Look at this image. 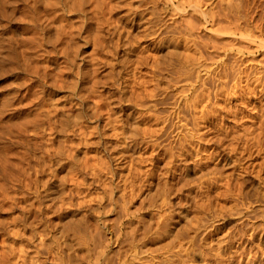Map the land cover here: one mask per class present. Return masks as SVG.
<instances>
[{"label": "rangeland", "instance_id": "rangeland-1", "mask_svg": "<svg viewBox=\"0 0 264 264\" xmlns=\"http://www.w3.org/2000/svg\"><path fill=\"white\" fill-rule=\"evenodd\" d=\"M35 1L0 0V135H2L0 136V151L5 149L2 155H7L6 159L8 157L10 161V164H6L7 171L2 170L3 173H0V261L2 263L7 261L6 264H18L20 258L26 259L28 256L31 262L33 254V259L37 254L36 259L46 261V264H56L54 256L48 255V253L53 254V239L56 238L60 245L61 259L64 264H92L90 253H87L83 247L85 246V238L82 228H84L85 221L89 218L92 209L97 207L98 197H102L104 192L109 191V179H111L113 184L118 183L112 197L120 209L117 208V211L112 215L114 230L117 229L116 226L118 225L113 222L120 221L124 217V213L127 217L126 228L123 229L125 232H122L120 237L121 247H125L127 252L122 256L115 244L110 245L108 250H105L107 254L111 255L112 264H117L119 257L121 260L123 259L124 264H159L157 262L160 261V263L167 264L168 261L177 259L178 256L180 258L178 260H183L189 264H215V261L221 258L220 256L223 258H221L223 264H237L238 262H240L239 264H264V47L258 45L259 39L262 40V44L264 43V0H198L200 3L198 8L202 13L203 11L212 14H216L217 11L226 12L230 8L229 4L233 5L236 15L240 17V26L245 29L249 28L246 33L252 32L253 28H256L253 31L254 34L250 32L254 36L253 44L241 38L240 40L236 35H229V30L219 31L221 34L218 31L212 33L214 28L211 29L209 24L213 19L210 20L209 18L214 15L209 14L210 17L207 12H204L203 14H207L204 23L203 17H201L203 14L196 15L199 9L192 8L197 3L196 0H109L111 10L105 9L106 12L89 10L87 7L84 8L83 15L63 12V20L65 17L68 21L62 23L61 26L70 20L72 21L70 23H75V26L78 23H83L81 36H83L82 39L85 38L83 40L88 42L78 41L81 44L79 55H83V59L87 60L94 53L93 50L96 57L98 56L106 62H102L104 65L101 64L97 72L95 78L97 81H95L96 86L94 87V83H92L93 85L90 83L91 78L88 79L86 85L83 84L78 87L75 84L76 80L69 75V77L63 76L65 81L60 83V86L56 83V85L52 84L51 74L57 72L56 65L53 63L55 65L53 67L52 64V61L55 60L53 58L57 56L59 62L63 58L60 55L59 46L53 45L52 36L49 35H52V30H46L50 29L51 24L57 26L58 24L54 25V23L58 22L52 21L51 13H54L53 10L55 9L50 10L48 7L42 6L39 8L40 10H36L39 11V14L34 12L32 6ZM40 1L43 2V0H38V2ZM179 1L186 4L181 8L178 6ZM175 5H177L176 8ZM183 8L184 15L180 12ZM191 8L192 10L195 9L194 11L197 10L196 12L192 11L195 13L194 16ZM47 11L49 12L47 13ZM256 11L261 12L257 18ZM50 14L51 19H49ZM189 14L192 18L196 15L195 18L198 20L196 19L195 23L197 25L199 23L197 21L203 23L199 24L198 30L188 34L189 36L185 35L186 40H192L191 43L199 41L201 45H204L203 42L211 45L210 40L208 42L207 40L211 36H215L213 39L210 38L211 42L225 44L226 49L219 50L220 52L218 51L215 56V54H209L210 49L200 47L203 50H198L199 47L197 48L193 43L195 52L190 44V50H185L183 41L180 42L177 38L180 36L177 32L180 29L181 16ZM33 17L35 18L31 21ZM35 20H39L41 25H39V21H36V24ZM259 20L260 22H258ZM174 21L175 23H172ZM85 23L86 25H84ZM31 28L32 30H30ZM257 32H261L259 38ZM43 34H46L45 37ZM180 34L184 35L183 31ZM47 35L51 39H48ZM217 35L225 41H221L222 39ZM37 37H41V41L39 39L41 44L36 39ZM161 38L163 41L157 42ZM232 41L236 44H233ZM94 42L96 47L93 45ZM179 42L180 45L177 47L179 49L174 50ZM100 43L102 45L99 46ZM26 44L27 46H25ZM237 44H239V48L235 46ZM104 45L106 46L104 47ZM24 46L28 49L25 50ZM242 46L244 50L241 49L242 52L237 51ZM175 51L178 53L174 54ZM24 52L27 53L24 54ZM207 53L211 55L210 59L206 56ZM32 57L33 60H31ZM32 62L35 64L34 66ZM217 62H223L227 66L224 73L221 70L219 72L220 75L223 73L222 75L226 77L223 78L221 75V79L219 77L218 80L216 76V81H213V74L211 73L214 71L211 70L217 67ZM187 64H190L193 70L190 71V76H186L191 77L193 75L191 77L192 85H195V76L199 77L198 79L208 81L202 87H206L204 91L201 87L197 89L199 92L201 88L200 91L203 92L202 96L199 95L204 96V99L197 98L200 99V103L204 100V108L201 106L203 102L195 105V108L200 106L197 107L198 112L196 110V113L198 114L196 117L197 119L201 116L204 118L206 113L209 114L204 119L201 117L202 120L201 118L199 121L194 120L195 122L198 121L197 125L200 129V124L202 127L203 124H206L201 129L202 132L198 131L200 129L197 130L200 136L204 137L201 138L202 140L199 139L200 142L196 141L200 137L199 134L197 135V131L195 130L196 134L194 131L191 132V129L194 130L192 123L194 121L190 119L188 111L184 112L186 115L182 114L181 120H177L173 110L170 109L167 112L170 107L168 102L170 103L172 98L164 104L161 103V105L156 102L161 98L159 93L163 91L166 84L167 87L171 85L172 81L182 82L183 77L186 78L184 76L186 69L182 71L181 66ZM31 65L33 67H38V65L50 66L47 69L50 76L36 73L35 76L34 68ZM254 78L258 81L256 82ZM198 83L201 84L199 81ZM220 84L222 88L220 91L222 92H218ZM132 87L134 88L132 89ZM151 87L156 88L153 91L154 94L150 91L152 90ZM187 89L188 92L186 88L183 89V92L186 97H190L191 92H193L192 87ZM148 90L149 93H147ZM136 91L140 92L137 93ZM216 92L218 94L215 96ZM152 94H156L155 98ZM97 99L101 100L98 101ZM140 102L145 103L146 108H143V104L141 105ZM94 106L98 107L93 110ZM149 106L150 109L154 108V112L152 109L149 111ZM201 108L206 110L204 115ZM209 108L212 110L210 111ZM93 112L97 114L95 115ZM170 112L173 113V117L169 114L170 118H168ZM35 113L37 118L44 117L46 114L45 116L51 117V120L42 117L43 121L39 119L40 122H36L38 120L32 122L33 119H36ZM153 114L156 117H153ZM77 115L82 119H78ZM93 115H95L94 118H92ZM145 115L148 118H145ZM150 116L151 118H159V121L150 122ZM161 116H165L163 120H160L162 119ZM32 117L34 118L32 119ZM23 118L28 122L27 124L23 122ZM46 119L48 121L45 122ZM162 121L165 124L162 125ZM168 122L172 124V127ZM185 122L186 126L189 127L183 126ZM166 124H168L167 127H165ZM88 125L90 126L87 128ZM173 125L176 128H173ZM177 125L184 128L181 129L179 126L177 128ZM22 126L25 128L23 127V129ZM146 126L150 132H154L150 138L147 137L150 133L145 135L142 132ZM81 128H84L85 131H91L92 129L89 128H94L95 134L94 130L91 136L84 131L87 136L82 135L84 139L81 138L82 136L79 138ZM188 128H190L189 131ZM140 129L142 130L140 131ZM161 129H163V133H161ZM164 129L167 130V133ZM183 129L186 130V133L194 134V141L198 144L193 143L197 146H194L196 151L200 147L197 152L195 151L196 153L193 145L189 146L192 149L187 147L188 143L185 145L188 135L185 136ZM174 131L175 133H173ZM184 136L185 142L183 141ZM83 140H87L86 143ZM63 142L64 145H62ZM153 142H156L157 147L153 145L152 148ZM87 143L91 144L86 146ZM179 143L184 144L185 149L183 151L180 150L181 145ZM44 148H54L51 151L53 153L58 151L59 154L56 156V153L53 154L50 149L48 154V149L45 150ZM186 149L187 152H184ZM5 152L7 153L4 154ZM13 152L18 156L14 157ZM44 154L48 155V159ZM83 156L85 160H83ZM93 156L95 162H93ZM50 157L52 158L48 161ZM87 160H90L88 164L86 163ZM79 162L86 163L88 166L92 163L95 164L96 167L91 165L95 171H90L93 167L89 166L90 169L87 165L83 167ZM97 163L100 165L97 166ZM101 163L105 167L107 166L106 168L109 169L110 173L102 171L104 166L102 168ZM61 165L63 166L61 167ZM40 166L42 167L40 168ZM68 166L70 167L66 168ZM35 167H38L36 171ZM82 167L88 168L89 172L88 169L84 170ZM98 167L102 169L100 172L102 171L103 175L96 171ZM217 170H219L218 173L213 174ZM104 172H106L105 176ZM108 173L111 174V178H109L110 175H107ZM13 187L16 188L13 189ZM75 187L79 188L78 190L81 191L83 197L70 194L71 189ZM103 204L106 205V203ZM10 205L11 207H9ZM147 208L151 209V214H147L143 220L141 215L144 212L147 213ZM139 218H141V222ZM101 222L102 219L99 223ZM159 226L163 229H159ZM43 234L47 236L45 237ZM158 234L160 235L158 236ZM91 235H94L92 236L93 240L94 237L98 238H95V244L100 240V237L101 240L107 241V238L111 236L105 229H101L97 234L93 232ZM25 246L28 250L24 249ZM18 249L29 253V255L25 254L24 257H20L24 252L20 254ZM13 255H18L19 258ZM17 259V262L14 261ZM175 261L173 260V262Z\"/></svg>", "mask_w": 264, "mask_h": 264}, {"label": "bare ground", "instance_id": "bare-ground-1", "mask_svg": "<svg viewBox=\"0 0 264 264\" xmlns=\"http://www.w3.org/2000/svg\"><path fill=\"white\" fill-rule=\"evenodd\" d=\"M29 1V0H28ZM37 1V2H36ZM35 2H33V6H32V9H33V11L34 12H37L36 10H40L39 8L40 7H44V6H46V8L48 7L50 10H52V9H55V10H53V12L54 13H51L52 14V21L54 22V21H57L58 23H54V25H56V24H58L57 26H52V24H51V27H50V29L49 30H46V31H51V32H53L52 33V35L51 34H49L50 36H52L51 38H52V42H53V45L55 44V45H57V46H59V49H60V55H61V57L63 58V60L61 61V62H59L58 61V59H57V56H56V58L54 57L53 59H55V60H53L52 61V64H53V67L55 66V69H56V71L57 72H55V73H53V74H51V78L53 79V81H52V84L54 85L55 83L58 85L59 84V86H60V83H64V78H63V76H71V77H73V79H75L76 81H75V84L76 85H78V87L80 86V85H86L87 83H88V79L89 78H91V85H93L92 83H94V85H93V87L94 86H96L95 84H96V82L95 81H97V79H95L96 78V75H97V72H98V70H99V68H100V66H101V64L102 65H104V63H106L105 61H103L102 60V58H98V56L96 57V55H95V51H93L92 50V52H94V53H92L89 57H88V59L86 60V59H83L84 58V56L82 55H79V52H80V48H81V44H79V40H83V39H85V38H83L82 39V37L83 36H81V31H82V24H79L78 22V24L75 26V23L73 24V23H70V22H72L71 20H70V22H68L67 24H64V25H62L61 26V24L62 23H65V22H67L68 20H66L65 19V17H64V20H63V18H62V15H63V12L65 13V11H67V12H69V13H75V14H81V15H83V13H84V8L85 7H87V9L89 8V10H96V11H103V12H106L105 11V9L108 11V10H111V6H110V1L109 0H43V2H38V0H36ZM169 1V0H168ZM171 1V0H170ZM187 1H189V0H187ZM17 2V1H16ZM180 2V1H179ZM178 2V6H184L185 4L184 3H182V2H180L179 3ZM196 4H194L193 6H192V8H195V9H197L198 8V5L200 4V3H198V0H196ZM264 2V1H263ZM20 3V2H19ZM25 3V2H24ZM188 3V2H187ZM7 4V3H6ZM13 4V3H12ZM15 4H17V3H15ZM229 4V3H228ZM25 5V4H24ZM190 5V4H189ZM205 6V5H204ZM177 7V5H175V8ZM229 7L230 8H228V10L226 11V12H219V11H215L216 12V14H212V13H208L207 11H203V13L204 12H207L208 13V15L210 14H212V15H214L212 18H209L210 20H212L211 22H210V24L209 25H211L210 26V28L212 29V28H214L213 30H214V32H213V30H212V33H215V32H219V31H227V30H229V35L230 34H232L233 36L234 35H236V36H238L239 37V39L241 38V39H243V40H245V41H250V42H248V43H251L252 42V44L254 43L253 41H252V39H253V35L252 34H250V32H248V33H246V31H248L249 30V28L248 29H245V28H242L241 26H240V24L241 23H239L240 21V17H238L237 15H236V11H235V8H233V5H230L229 4ZM235 7V6H234ZM25 8H26V6H25ZM182 8V7H181ZM192 8H191V12L192 11H194V10H192ZM201 8V7H200ZM178 9V8H177ZM180 9V8H179ZM199 9V8H198ZM29 10V9H28ZM31 10V9H30ZM142 10V9H141ZM153 10V9H152ZM86 11V10H85ZM197 11V10H196ZM196 11H194V12H196ZM209 11V10H208ZM254 11V10H253ZM49 11H47V13H48ZM102 12V13H103ZM175 12V11H174ZM180 12H182L183 13V15H184V8L183 9H181V11ZM209 12H211V11H209ZM215 12H213V13H215ZM258 11H256V13H255V15H256V18H257V16L259 15V12L257 13ZM3 13V12H2ZM31 13H32V11H31ZM38 14H39V11L37 12ZM41 13V12H40ZM193 13V12H192ZM197 14L196 15H198V14H200V13H202L201 12V10L199 9V11L198 12H196ZM202 13V14H203ZM261 13V12H260ZM45 14V13H44ZM51 14L49 15V19H51L50 17H51ZM194 14L195 13H193V16H194ZM206 14V13H205ZM205 14H203V15H201V17H203V21H204V18H206V16H207V14L205 15ZM177 15V14H176ZM196 15H195V17H196ZM209 15V16H210ZM254 15V14H253ZM7 16V15H6ZM32 16H34V15H32ZM67 16V15H66ZM79 16V15H78ZM161 16V15H160ZM181 16V15H180ZM192 16V15H191ZM199 16V15H198ZM208 16V17H209ZM9 17V16H8ZM39 17V16H38ZM95 17V16H94ZM192 18V17H190V14L189 15H185V16H181V20H180V29H179V31L177 32L180 36H177V38H179V40H180V42H181V40L183 41L182 42V44H184V48H185V50H190V48H191V46H192V44L194 45V46H197V48L199 47H202L203 49L204 48H207V49H210L209 51V54H215V56H216V54L218 53V51L219 50H221V49H226V45L225 44H218V43H216V42H214V41H212L211 42V39H213V37H215V36H211L208 40H207V42L210 40V43H211V45H208L207 43H205V42H203V44L204 45H201L200 43H199V41L198 42H195V41H193V43H191V41L192 40H186V38L184 37L185 35H187V36H189L190 34H192L194 31H196V30H198L199 28L198 27H200L199 26V24H201V23H203V22H200V21H197V22H199L198 23V25H197V23H195V20L197 19V18ZM207 17V18H208ZM211 17V16H210ZM249 17V16H248ZM251 17H252V15H251ZM259 17V16H258ZM3 18H4V16H3ZM34 18L35 17H33V18H31V21H33L34 20ZM87 18V17H86ZM254 18V20H255V17H253ZM252 18V19H253ZM5 19H6V17H5ZM69 19V18H68ZM81 19V18H80ZM79 19V20H80ZM89 19V18H88ZM192 19H194V20H192ZM77 20H78V18H77ZM198 20V19H197ZM1 21V20H0ZM29 21V20H28ZM36 21H39V20H35V22ZM41 21H43L42 19H41ZM90 21V20H89ZM100 21V20H99ZM173 21V20H172ZM176 22H177V20H175ZM175 21L174 22H172V23H175ZM246 21V20H245ZM244 21V22H245ZM34 22V23H35ZM81 22H82V20H81ZM80 22V23H81ZM207 22H209V21H207ZM254 22V21H253ZM252 22V23H253ZM258 22H260V20L258 21ZM19 23V22H18ZM39 23V25H41L40 24V21L38 22ZM49 23V22H48ZM88 23V22H87ZM204 23H205V21H204ZM4 24V23H3ZM36 24H37V22H36ZM177 24V23H176ZM246 24H248V23H246ZM245 24V25H246ZM43 25V24H42ZM49 25V24H48ZM84 25H86V23L84 24ZM203 25V24H202ZM260 25H261V23H260ZM6 26V25H5ZM88 26V25H87ZM102 26V25H101ZM108 26V25H107ZM167 26V25H166ZM165 26V27H166ZM170 26H172V25H170ZM246 26H248V25H246ZM34 27V26H33ZM42 27H46V26H42ZM165 27H164V30H165ZM204 27V26H203ZM254 27H256V26H254ZM3 28V27H2ZM209 28V29H210ZM258 28V27H257ZM37 29H39L38 27H37ZM254 29H256V28H253V31H254ZM30 30H32V28L30 29ZM30 30H29V32H30ZM33 30H34V28H33ZM41 30V29H40ZM84 30H85V28H84ZM88 30V29H87ZM87 30H86V32H87ZM111 30V29H110ZM118 31V30H117ZM183 31V33H184V35H182V34H180V32H182ZM253 31L251 32V33H253ZM85 32V31H84ZM14 33V32H13ZM44 33V32H43ZM45 33H47V32H45ZM88 33V32H87ZM226 33V32H225ZM228 33H226V34H228ZM260 33L261 32H257V37L258 36H260ZM160 34H161V32H160ZM189 34V35H188ZM219 34H221V32H219ZM254 34V33H253ZM44 35V34H43ZM46 35V34H45ZM45 35H44V37H45ZM49 35H47L48 36V39H51V38H49L50 36ZM83 35V34H82ZM164 35V34H163ZM228 35V36H229ZM41 36V35H40ZM84 36H86L85 34H84ZM119 36V35H118ZM161 36H162V34H161ZM183 36V37H182ZM219 35H217V37H218ZM235 36V37H236ZM21 37V36H20ZM172 37V36H171ZM231 37V36H230ZM176 38V37H175ZM219 38H220V36H219ZM259 38V37H258ZM263 38V37H262ZM24 39H26L25 37H24ZM23 39V40H24ZM36 39H38V42H40L41 41V37L39 38V37H37ZM39 39H40V41H39ZM88 39H89V37H88ZM191 39V38H190ZM214 39H217V38H214ZM220 39H222L221 41H223L224 39L221 37ZM240 39V40H241ZM256 39V38H255ZM44 40H46L45 38H44ZM44 40H42V41H44ZM154 40V39H153ZM166 40V39H165ZM219 40V39H218ZM230 40V39H229ZM228 40V41H229ZM234 40V39H233ZM239 40V41H240ZM257 40V39H256ZM27 41V40H26ZM35 41H37V40H35ZM47 41V40H46ZM51 41V40H50ZM49 41V42H50ZM85 43L86 42H88L87 40H83ZM163 41V38H161L159 41H157V42H162ZM185 41H187V42H185ZM220 41V40H219ZM225 41V40H224ZM231 41V40H230ZM234 41H236V40H234ZM234 41H232L233 42V44H236ZM259 41L261 42H259V46L260 47H264V43L262 44V40H260L259 39ZM45 42V41H44ZM43 42V43H44ZM48 42V41H47ZM47 42H45V43H47ZM93 42V41H92ZM180 42L179 43H177V46L176 47H174V50H177V49H179V48H177L179 45H180ZM232 42H231V44H232ZM241 42V41H240ZM1 43H3V42H1ZM209 43V44H210ZM7 44V43H6ZM40 44H41V42H40ZM112 44V43H111ZM189 44L191 45L190 47H189ZM200 44V45H199ZM240 44V43H239ZM239 44H237V45H235L237 48H239L238 47V45ZM242 44V43H241ZM24 45V44H23ZM50 45V44H49ZM61 45V46H60ZM94 47H96L97 45H96V43L94 42ZM100 45H102L101 43L99 44V46ZM120 45V44H119ZM210 46V47H207V46ZM250 45V44H249ZM249 45H247L248 47H249ZM8 46V45H7ZM22 46V45H21ZM25 46H27V44L25 45ZM24 46V47H25ZM39 46V45H38ZM98 46V47H99ZM106 45H104V47H105ZM194 46H192L193 48H194ZM234 46V45H233ZM6 47V46H5ZM14 47V46H13ZM26 48V47H25ZM24 48V49H25ZM40 48V47H39ZM121 48V47H120ZM198 48V50H201L202 48H200L199 49ZM233 48V47H232ZM231 48V49H232ZM235 48V47H234ZM244 47L242 46V47H240V50H237V51H240V52H242L241 51V49H243ZM250 48V47H249ZM5 49V48H4ZM28 48H26L25 50H27ZM202 49V50H203ZM236 49V48H235ZM24 50V51H25ZM136 50V49H135ZM197 50V52L199 53V51ZM201 50V51H202ZM206 50V49H205ZM244 50V49H243ZM5 51H7L6 49H5ZM98 51V50H97ZM100 51V50H99ZM171 51V50H170ZM194 52L196 51L195 50V48H194V50H193ZM201 51H200V55H201ZM222 51V50H221ZM224 51H226V50H224ZM248 51V50H247ZM55 52V51H54ZM101 52V51H100ZM176 52L177 51H175V53L174 54H176ZM220 52V51H219ZM1 53V52H0ZM27 53V52H26ZM25 52H24V54H26ZM178 53V52H177ZM180 53V52H179ZM58 54V53H57ZM190 54V53H189ZM208 54V53H207ZM206 55V56H208V58L210 59L211 58V55ZM1 55V54H0ZM13 55V54H12ZM23 55V54H22ZM21 55V56H22ZM48 55H50V54H48ZM171 55V54H170ZM182 55V54H181ZM205 55V54H204ZM28 56H30V55H28ZM187 56V55H186ZM196 56V55H195ZM214 56V57H215ZM227 56V55H226ZM26 57V56H25ZM34 57V56H33ZM32 57V59L31 60H33L34 58ZM52 57V56H51ZM81 59H80V58ZM146 57V56H145ZM201 57V56H200ZM14 58V57H13ZM49 58H50V56H49ZM78 58H79V60H81V61H79L78 60ZM144 58V57H143ZM207 58V57H206ZM213 58V57H212ZM220 58V57H219ZM11 59V58H10ZM24 59V58H23ZM47 59H48V57H47ZM106 59V58H105ZM209 59H207V60H209ZM214 59V58H213ZM28 60V59H27ZM84 60H86V61H84ZM215 60V59H214ZM11 61H13V60H11ZM51 61V60H50ZM107 61V60H106ZM212 61V60H211ZM215 61H218V59L217 60H215ZM234 61V60H233ZM34 62V61H33ZM32 62V64H33V66L35 65L34 63ZM83 62H85L86 64H84ZM102 62H104V63H102ZM206 62V61H205ZM210 62V61H209ZM28 63V62H27ZM51 63V62H50ZM89 63V64H88ZM188 63H189V61H188ZM3 64V63H2ZM11 64V63H10ZM215 64V63H214ZM28 65V64H27ZM189 65V66H188ZM25 66H26V64H25ZM32 65H31V67L32 68H34V69H36V70H34L33 69V72H34V74L36 73V74H40V75H43V76H50L48 73H47V69L48 68H50V66H51V64H50V66H48V65H38V67L37 66H35V67H33ZM30 67V66H29ZM192 66H190V64H187L186 66H181V70L182 71H184L185 69V71H184V76L186 77V76H190V74H191V72L193 71L192 70V68H191ZM225 67H227L226 65H224V63L223 62H217V67L215 68V69H213V70H211V71H214V72H212L211 74H213L212 75V79H213V81H216V79H215V77L219 80V77L225 72ZM9 68V67H8ZM19 68V67H18ZM23 68V67H22ZM27 68H28V66H27ZM31 68V69H32ZM102 68V67H101ZM14 69V68H13ZM12 69V70H13ZM29 69V68H28ZM161 69H163V68H161ZM219 69V70H218ZM4 70V69H3ZM16 70V69H15ZM192 70V71H191ZM216 70H218V71H216ZM220 70L223 72L221 75L219 74V72H220ZM29 71H31L32 72V70H30L29 69ZM156 71V70H155ZM161 71V70H160ZM191 71V72H190ZM230 71V70H229ZM179 72V71H178ZM177 72V73H178ZM194 73V72H193ZM196 73V72H195ZM33 74V75H34ZM36 74H35V76H36ZM150 74V73H149ZM151 74H152V72H151ZM150 74V75H151ZM218 74H219V76H218ZM32 75V76H33ZM178 75V74H177ZM181 75V74H180ZM226 75V74H225ZM228 75V74H227ZM68 76V77H69ZM193 75H191V77H192ZM223 76V78H225L224 77V75H222ZM221 76V77H222ZM38 77V76H37ZM37 77H36V79H37ZM153 77V76H152ZM191 77H186V78H184L183 77V79L184 80H182V82H179V81H172V83H171V85L170 86H167L166 87V85H165V88L163 87V91H161V93H159L160 94V96L159 97H161L158 101H156V102H159L160 104L159 105H161V103H165V102H167V101H169V99L170 98H172L171 99V102L169 103L168 102V104L170 105V107L168 106V104H167V106L169 107V109H168V111L165 109V111H167V112H169V110L171 109V110H173V112H174V117L175 118H177V120H181L182 119V114H185L184 112L185 111H188V113L190 114V119H192L193 121L196 119V120H200V118L202 117H200L199 119H197V115L196 114H198V113H196V110H197V107H200V106H197L196 108H195V105L197 104H202V102L204 101H202L201 103H200V99H198L197 97H199V98H202V99H204V96L203 97H201L202 95L201 94H203V92L202 91H200V89L202 88V87H204L203 85H205L206 84V82H208V81H205V79H203V80H201V79H198L199 77H197V76H195V79H194V84L195 85H192V79H191ZM211 77V76H210ZM221 77H220V79H221ZM26 78V77H25ZM150 78V77H149ZM158 78V77H157ZM170 78V77H169ZM176 78H178V77H176ZM175 78V79H176ZM180 78V77H179ZM222 78V79H223ZM234 78V77H233ZM93 79H94V82H92L93 81ZM215 79V80H214ZM258 79H259V77H258ZM258 79L256 80V78H254V80L257 82L258 81ZM147 80V79H146ZM151 80H153V79H151ZM169 80H171V79H169ZM173 80H174V78H173ZM181 80V79H180ZM208 80V79H207ZM217 80V81H218ZM251 80V79H250ZM40 81V80H39ZM198 81L199 82H201V84H199L198 83ZM205 81V82H204ZM28 83V82H27ZM118 83V82H117ZM130 83H131V81H130ZM149 83V82H148ZM151 83V82H150ZM152 83H154V82H152ZM156 83V82H155ZM161 83V82H160ZM30 84V83H29ZM36 84H39V83H36ZM55 84V85H56ZM196 84H199L198 86H196ZM222 84V86H223V83H221ZM221 84H220V87H219V89H218V92H222V91H220V90H222V88H221ZM90 85V86H91ZM149 85V84H148ZM257 85H258V83H257ZM69 86V85H68ZM135 86V85H134ZM140 86V85H139ZM172 86V87H171ZM171 87V88H170ZM189 87V89H190V87H192V91L193 92H191V96H192V98L193 99H195L196 98V100H193L192 98L190 99V97L188 96V97H186L185 95L186 94H184V90L183 89H185L186 88V90H187V92H188V88ZM199 87H201L200 89H199V92L197 91V89L199 88ZM224 87V86H223ZM82 88H84V87H82ZM134 87H132V89H133ZM139 88V87H138ZM150 88V87H149ZM152 88V87H151ZM206 88V87H205ZM205 88H202L203 89V91L205 90ZM31 89V88H30ZM140 89V88H139ZM142 89H144V88H142ZM135 90V89H134ZM144 90H146V89H144ZM156 90V88H152V90H150L152 93H153V91H155ZM160 90V89H159ZM263 90H264V88H263ZM33 91H35V90H33ZM149 90H148V92L147 93H149L150 92ZM206 91H207V89H206ZM205 91V92H206ZM137 92V91H136ZM140 92V91H139ZM139 92H137V93H139ZM142 92V91H141ZM144 92V91H143ZM160 92V91H159ZM182 92V93H181ZM189 93H190V90H189ZM188 93V94H189ZM207 93V92H206ZM154 94V93H153ZM152 94V95H153ZM182 94V95H181ZM201 96H200V95ZM215 94V93H214ZM218 93L216 92V94H215V96L217 95ZM31 95H33V94H31ZM207 95V94H206ZM37 96V95H36ZM79 96V95H78ZM139 96H141V95H139ZM155 96H156V94L155 95H153V98H155ZM158 96V95H157ZM209 96V95H208ZM39 97V96H38ZM98 96L96 95V98H97ZM142 97V96H141ZM147 97V96H146ZM195 97V98H194ZM33 98V97H32ZM84 98V97H83ZM82 98V99H83ZM139 98V97H138ZM208 98V97H207ZM146 99V98H145ZM98 100V99H97ZM101 99H99L98 101H100ZM151 100V99H150ZM82 101V100H81ZM86 101V100H85ZM104 101V100H103ZM43 102V101H42ZM45 102V101H44ZM102 102V101H101ZM100 102V103H101ZM151 103H152V101H150ZM149 102V103H150ZM137 103V102H136ZM139 104V103H138ZM140 104L142 105V107L144 108L145 107V103H141L140 102ZM158 104V103H157ZM40 105V104H39ZM95 105V104H94ZM156 105V104H155ZM166 105V104H165ZM164 105V106H165ZM203 105H204V102H203V104L201 105L202 107H203ZM38 106V105H37ZM75 106V105H74ZM90 106V105H89ZM99 106H101V105H99ZM154 106V105H153ZM157 106V105H156ZM5 107V106H4ZM77 107V106H76ZM95 107V106H94ZM94 107H92V108H94ZM96 107H98V106H96ZM96 107L93 109V110H95L96 109ZM139 107V106H138ZM207 107H208V105H207ZM205 108L206 110L208 109V108ZM39 108V107H38ZM41 108V107H40ZM142 108V109H143ZM146 108V107H145ZM154 108H155V106H154ZM153 108V109H154ZM161 108V107H160ZM204 108V107H203ZM203 108H201V109H203ZM5 109V108H4ZM13 109V108H12ZM148 109H149V111L152 109H150V106L148 107ZM152 109V111L154 112V110ZM210 109V108H209ZM66 110V109H65ZM84 110V109H83ZM101 110V109H100ZM110 110V109H109ZM146 110V109H145ZM206 110L204 111V109H203V115L205 114V112H206ZM212 109H210V111H211ZM2 111V110H1ZM39 111V110H38ZM111 111V110H110ZM6 112H7V110H6ZM40 112V111H39ZM38 112V113H39ZM43 112V111H42ZM50 112V111H49ZM48 112V113H49ZM172 112V111H171ZM171 112L170 113H168V118H170L169 116V114H171ZM197 112H198V110H197ZM200 112V111H199ZM216 112V111H215ZM1 113V112H0ZM41 113V112H40ZM39 113V114H40ZM47 113V112H46ZM105 113V112H104ZM103 113V114H104ZM108 112H106V114H107ZM201 113H202V111H201ZM208 113H210V114H212L211 112H208ZM23 114V113H22ZM71 114V113H70ZM93 114H95L94 112H93ZM97 114V113H96ZM95 114V115H96ZM102 114V115H103ZM105 114V115H106ZM173 114V113H172ZM172 114H171V116H172ZM25 115H26V113H25ZM46 114H44V117L42 116V115H40V116H42L43 118H49L48 116H45ZM48 115V114H47ZM69 115V114H68ZM95 115H93V117L92 118H94L95 117ZM98 115H99V113H98ZM108 115V114H107ZM154 115V114H153ZM152 115V116H153ZM161 115V114H160ZM167 115V114H166ZM186 115V114H185ZM206 115H207V113H206ZM206 115H205V117H206ZM32 116V115H31ZM36 116V117H35ZM35 118L36 119H33L34 117H32V122L35 120H38V121H36V122H40L39 121V119L40 120H42L43 118L42 117H40V118H37L38 116H37V114L35 113ZM78 116V115H77ZM76 116V117H77ZM86 116V115H85ZM100 116V115H99ZM196 118H195V117ZM207 116H209V114L207 115ZM19 117V116H18ZM22 117V116H21ZM87 117V116H86ZM153 117H156L155 115L153 116ZM151 118V116H150V118L152 119H150L149 118V120H150V122H152L153 120H158L159 121V118ZM162 117V116H161ZM163 117H165V116H163ZM163 117H162V119H160V120H163ZM173 117V116H172ZM171 117V118H172ZM204 117V118H205ZM42 118V119H41ZM51 118V117H50ZM49 118V119H50ZM81 117H79L78 116V119H80ZM139 118V117H138ZM137 118V119H138ZM143 118H144V116H143ZM145 118H148V117H146V115H145ZM186 118V117H185ZM203 118V117H202ZM202 118H201V120H202ZM203 118V119H204ZM208 118V117H207ZM72 119V118H71ZM82 119V118H81ZM142 119V118H141ZM165 119V118H164ZM174 119V118H173ZM172 119V120H173ZM189 119V120H190ZM20 120H22V119H20ZM51 120V119H50ZM88 120V119H87ZM86 120V121H87ZM139 120V119H138ZM145 120H147V119H145ZM144 120V121H145ZM191 120V121H192ZM207 120V119H206ZM15 121V120H14ZM30 121H31V119H30ZM43 121V120H42ZM46 121H48L47 119L45 120V122ZM59 121V120H58ZM78 121V120H77ZM77 121H75V122H77ZM85 121V120H84ZM140 121V120H139ZM143 121V122H144ZM197 121V122H198ZM204 121V120H203ZM208 121V120H207ZM23 122H25V124H27L28 122L23 118ZM49 122H51V121H49ZM54 122V121H53ZM155 122V121H154ZM166 122V121H165ZM179 122V121H178ZM197 122H192L194 125V127H193V129L194 130H192L191 129V132L192 131H194V133L196 134V132H195V130L197 131L198 129H200L199 127H198V123ZM201 122V121H200ZM206 122V121H205ZM55 123V122H54ZM140 123H141V121H140ZM139 123V124H140ZM145 123V122H144ZM159 123H161V122H159ZM173 123H174V120H173ZM176 123V122H175ZM196 123V124H195ZM203 123V122H202ZM50 124V123H49ZM143 124V123H142ZM162 125L163 124H165V123H163V121H162V123H161ZM168 124H171L170 122H168ZM168 124H166V126L165 127H167V125ZM200 124V123H199ZM208 124V123H207ZM59 125V124H58ZM74 125V124H73ZM72 125V126H73ZM83 125V124H82ZM176 125V124H175ZM187 124H186V122H185V125H183L185 128L186 127H189V126H186ZM192 125V124H191ZM204 126L206 125V124H203ZM14 126V125H13ZM30 126V125H29ZM79 126V125H78ZM81 126V125H80ZM90 125H88V126H86L87 128L89 127ZM178 126L179 125H177V128H178ZM180 126H182L181 124H180ZM179 126V127H180ZM198 128H197V127ZM200 127H201V129L202 128H204V126L202 127V124H200L199 125ZM25 128V126H22V128ZM52 127V126H51ZM51 127H50V130H51ZM54 127V126H53ZM83 127V126H82ZM91 127H92V125H91ZM94 128H95V126H93ZM170 127H172V124L170 125ZM184 127H180L181 129L182 128H184ZM208 127V126H207ZM23 128V129H24ZM36 128V127H35ZM34 128V129H35ZM48 128H49V126H48ZM58 128V127H57ZM85 128V127H84ZM81 128L80 129V131L81 132H79V134H80V136H79V138L83 135H85V132L88 134V135H90L91 136V133H92V131L94 130V128H89V129H92L91 131H85V129H87V128ZM122 128V127H121ZM151 128V127H150ZM168 128H169V126H168ZM168 128H165V129H168ZM173 128H176L174 125H173ZM197 128V129H196ZM29 129V128H28ZM32 129V128H31ZM82 129H84L83 131H82ZM97 129V128H96ZM157 129V128H156ZM165 129H164V131H165ZM170 129V128H169ZM168 129V130H169ZM189 129L190 128H188L187 130L189 131ZM201 129L200 130H198V131H201ZM20 130H22V129H20ZM60 130V129H59ZM142 129H140V131H141ZM152 130H154L153 128H152ZM163 129H161L160 131H162ZM175 130V129H174ZM177 130V129H176ZM183 130H185V129H183ZM38 131H40V130H38ZM52 131V130H51ZM85 131V132H84ZM155 131V130H154ZM158 131V130H157ZM156 131V132H157ZM167 131V130H166ZM165 131V132H166ZM170 131V130H169ZM198 131H197V135L199 134L198 133ZM1 132V131H0ZM9 132V131H8ZM16 132V131H15ZM14 132V133H15ZM26 132V131H25ZM90 134H89V133ZM96 132H99V131H96ZM142 132H144V134L146 135V134H148V133H150L149 135H147V137L148 138H150V136L151 135H153V131H149L148 130V127L146 126V128L145 129H143L142 130ZM181 132V131H180ZM190 132V133H191ZM202 132V131H201ZM14 133H12L14 136H15V134ZM19 133V132H18ZM30 133V132H29ZM34 133V132H33ZM78 133V132H77ZM161 133H163V131L161 132ZM167 133V132H166ZM173 133H175V131L173 132ZM190 133H186V130H185V136L186 135H188V137L186 138V140H187V142H186V144L185 145H187V143H188V148L190 149H192V147H189V146H192L193 145V143H195V144H197V142H195L194 141V138H193V135L192 134H190ZM1 134V133H0ZM3 134V133H2ZM5 134V133H4ZM87 134L85 135V136H87ZM94 134H95V130H94ZM97 134V133H96ZM100 134V133H99ZM123 134V133H122ZM204 134H206V133H204ZM23 135V134H22ZM28 135V134H27ZM34 135H36V134H34ZM202 135V134H201ZM0 136H2V135H0ZM4 136H6V135H4ZM3 136V137H4ZM24 136V135H23ZM83 136L81 137L82 139H84L83 138ZM154 136L156 137V135L154 134ZM185 136H184V139H183V141L185 142L186 140H185ZM199 136H200V134H199ZM199 136H197V137H199ZM204 136V135H203ZM22 137V136H21ZM27 137V136H26ZM50 137V136H49ZM96 137V136H95ZM67 138V137H66ZM87 138V137H86ZM148 138H146V139H148ZM175 138V137H174ZM173 138V139H174ZM202 137L200 136L198 139L197 138H195V139H197L196 141H199V139H201ZM204 138V137H203ZM202 138V139H203ZM9 139H10V137H9ZM8 139V140H9ZM27 139V138H26ZM48 139V138H47ZM55 139V138H54ZM81 139V140H82ZM96 139H97V137H96ZM145 139V140H146ZM154 139V138H153ZM181 139V140H182ZM201 139V140H202ZM14 140V139H13ZM41 140V139H40ZM79 140V139H78ZM159 140V139H158ZM17 141V140H16ZM29 141V140H28ZM48 141V140H47ZM50 141V140H49ZM53 141V140H52ZM61 141V140H60ZM59 141V142H60ZM68 141V140H67ZM66 141V142H67ZM70 141V140H69ZM84 141V140H83ZM83 141H82V143H83ZM85 141H87V140H85ZM84 141V142H85ZM179 141V140H178ZM183 141H182V143H183ZM1 142V141H0ZM25 142V141H24ZM39 142V141H38ZM45 142V141H44ZM51 142V141H50ZM55 142H57V141H55ZM74 142V141H73ZM152 142V141H151ZM150 142V143H151ZM200 142V141H199ZM17 143V142H16ZM26 143V142H25ZM41 143V142H40ZM39 143V144H40ZM68 143V142H67ZM86 143V142H85ZM149 143V146L151 145ZM155 143L156 142H153L152 143V148H153V145H155ZM176 143V142H175ZM174 143V144H175ZM178 143V142H177ZM57 144V143H56ZM71 144V143H70ZM84 144V143H83ZM91 144V143H90ZM89 143H87L86 144V146H88V145H90ZM158 144V143H157ZM180 144V143H179ZM200 144V143H199ZM0 145H1V143H0ZM25 145V144H24ZM62 145H64V142H63V144ZM62 145L60 144V147H62ZM73 145V144H72ZM159 145H160V143H159ZM176 145V144H175ZM181 145V144H180ZM179 145V146H180ZM184 145V144H183ZM183 145H181L180 146V150L181 151H183V149H185V146H183ZM198 145V144H197ZM37 146H38V144H37ZM44 146H45V144H44ZM49 146H50V144H49ZM68 146V145H67ZM75 146V145H74ZM156 147H157V145H155ZM179 146H176V147H179ZM194 146H196V145H193V147ZM200 146H201V144H200ZM8 147V146H7ZM17 147H18V145H17ZM55 148H56V146H54ZM76 147V146H75ZM75 147H73V148H75ZM197 147V146H196ZM196 147H194L193 149H194V152L196 151ZM15 148V147H14ZM32 148V147H31ZM58 148V147H57ZM66 148V147H65ZM64 148V149H65ZM68 148V147H67ZM77 148V147H76ZM149 148V147H148ZM172 148V147H171ZM170 148V149H171ZM41 149V148H40ZM43 149V148H42ZM45 149V148H44ZM46 149H48V148H46ZM45 149V150H46ZM50 149V151L52 150V149H54V148H49ZM49 149L47 150L48 151V154H49ZM63 149V150H64ZM79 149V148H78ZM154 149H156V148H154ZM173 149V148H172ZM177 149V148H176ZM199 149H200V147H199ZM198 149V150H199ZM5 150V149H4ZM4 150L0 153V169H1V171L2 170H4V172H5V170H6V164L7 163H9L10 164V161H9V159H8V157H7V159H8V161H7V159H6V156L7 155H2L3 154V152H4ZM20 150H22V149H20ZM36 150V149H35ZM34 150V151H35ZM67 150V149H66ZM197 150V151H198ZM18 151H19V149H18ZM27 151V150H26ZM53 151H55V150H53ZM77 151V150H76ZM75 151V152H76ZM83 151H85V150H83ZM155 151V150H154ZM168 151V150H167ZM170 151V150H169ZM179 151V150H178ZM196 151V152H197ZM12 152V151H11ZM23 153H25L24 151H22ZM52 152V151H51ZM50 152V153H51ZM61 152V151H60ZM75 152H74V154H75ZM78 152V151H77ZM184 152H187V149H186V151H184ZM184 152H182V153H184ZM193 152V153H194ZM195 152V153H196ZM7 152H5L4 154H6ZM14 153V152H13ZM19 153V152H18ZM44 153H45V151H44ZM53 153V152H52ZM54 153H56V152H54ZM53 153V154H54ZM66 153H67V151H66ZM66 153H65V155H66ZM84 153V155H85V152H83ZM98 153V152H97ZM177 153V152H176ZM182 153H181V155H182ZM194 153V154H195ZM12 154V153H11ZM57 154H59L58 153V151H57V153L55 154L56 156H57ZM61 154H62V152H61ZM64 154V153H63ZM69 154V153H68ZM78 154V153H77ZM10 155V154H9ZM40 155V154H39ZM44 155H46V154H44ZM44 155H42V156H44ZM52 155V154H51ZM65 155H63V156H65ZM173 155V154H172ZM188 155H189V153H188ZM12 156V155H11ZM15 156H18V155H15V153H14V157ZM33 156V155H32ZM53 157H55L54 155H52ZM59 156V155H58ZM69 156H71V155H69ZM86 156V155H85ZM20 157V156H19ZM25 157V156H24ZM46 157H47V159H48V155H46ZM62 157V156H61ZM84 157V156H83ZM108 157V156H107ZM193 157V156H192ZM40 158V157H39ZM52 157H50L49 158V160L48 161H50V159H51ZM57 158V157H56ZM55 158V159H56ZM90 158V157H89ZM94 158V156L92 157V159ZM11 159V158H10ZM35 159V158H34ZM37 159V158H36ZM35 159V160H36ZM46 159V158H45ZM86 159H87V157H86ZM18 160V159H17ZM21 160V159H20ZM58 160V162H59V159H57ZM73 160V159H72ZM83 160H85V157L83 158ZM82 160V161H83ZM29 161V160H28ZM53 161H54V159H53ZM64 161H66L65 159H64ZM76 161V160H75ZM74 161V162H75ZM225 161V160H224ZM228 161V160H227ZM13 162V161H12ZM40 162V161H39ZM52 162V161H51ZM50 162V163H51ZM55 162V161H54ZM84 162V161H83ZM81 163V162H79V163H81L82 165H83V167L84 166H86L87 164H88V162H90V160L88 161L87 160V164L86 163ZM93 162H95V159H93ZM100 162H102V161H100ZM99 162V163H100ZM34 163V162H33ZM57 163V162H56ZM60 163V162H59ZM99 163H97V166H99L100 164ZM107 163V162H106ZM105 163V164H106ZM197 163H198V161H197ZM229 163V162H228ZM8 164V165H9ZM13 164V163H12ZM11 164V165H12ZM18 164V163H17ZM68 164V163H67ZM66 164V165H67ZM90 164V163H89ZM99 164V165H98ZM19 165V164H18ZM35 165V164H34ZM40 165V164H39ZM42 165V164H41ZM45 165H46V161H45ZM53 165V164H52ZM64 165H65V163H64ZM91 165H93V163L92 164H90L89 166L90 167H96L95 166V164L93 165V166H91ZM107 165V164H106ZM13 166V165H12ZM21 166V165H20ZM59 166V165H58ZM63 165H61V167H62ZM88 166V165H87ZM88 166V168L90 169V167ZM102 166H104V164L103 163H101V167ZM199 166V165H198ZM14 167H15V164H14ZM19 167V166H18ZM25 167V166H24ZM42 166H40V168H41ZM44 167V166H43ZM55 167H57V166H55ZM70 166H68V167H66V168H69ZM82 167V168H83ZM91 168L90 169V171H95V168ZM107 167V166H106ZM105 166H104V169L102 170V169H100V167H98V170H96L98 173L100 172V170H102V171H108L109 172V169L107 170V168H106ZM19 168H21V167H19ZM23 168V167H22ZM49 168V167H48ZM64 168V167H63ZM88 168H86L85 167V169L87 170ZM103 168V167H102ZM36 169H38V167H35V171H36ZM44 169V168H43ZM47 169V168H46ZM45 169V170H46ZM50 169V168H49ZM48 169V170H49ZM61 169V168H60ZM84 169V168H83ZM84 169V170H85ZM89 169H88V172H89ZM106 169V170H105ZM40 170V169H39ZM39 170H37V171H39ZM58 170V169H57ZM72 170V169H71ZM74 170V169H73ZM81 170V169H80ZM216 170V169H215ZM0 171V173H3V171L1 172ZM7 171V170H6ZM17 171V170H16ZM16 171H14V172H16ZM100 172V174H102L103 172ZM212 171H214V170H212ZM211 171V172H212ZM218 171L219 170H217V171H215V172H213V174L214 173H218ZM9 172V171H8ZM7 172V173H8ZM12 172H13V170H12ZM21 172V171H20ZM44 172V171H43ZM70 172V171H69ZM71 172H73V171H71ZM112 172V171H111ZM19 173V172H18ZM76 173V172H75ZM74 173V174H75ZM80 173V172H79ZM105 173L106 172H104V176H105ZM110 173V172H109ZM107 174V175H110V177L109 178H111L112 176H111V174ZM6 174V173H5ZM3 175V174H2ZM15 175V174H14ZM103 175V174H102ZM101 175V176H102ZM28 176V175H27ZM98 176V175H97ZM1 177H3V176H1ZM9 177V176H8ZM99 177V176H98ZM5 178V177H4ZM25 178H26V176H25ZM37 178V177H36ZM9 179V178H8ZM13 179H14V177H13ZM12 179V180H13ZM17 179V178H16ZM28 179V178H27ZM1 180V179H0ZM17 180H19V179H17ZM34 180V179H33ZM215 180V179H214ZM14 181V180H13ZM36 181V180H35ZM26 182V181H25ZM24 182V183H25ZM35 183V182H34ZM46 183V182H45ZM2 184V183H1ZM77 184V183H76ZM75 184V185H76ZM109 184H110V186H109V191L108 192H104L103 194V196L102 197H98V205H97V207L96 208H93L92 209V212L89 214V218L85 221V226H84V228H82V232H83V237L85 238L84 239V245L85 246H83L84 248H85V250H86V252L87 253H90V255H91V257H92V264H112L111 263V255H109V254H107L106 253V251L105 250H108V248H109V246L110 245H112V244H115L116 245V247H118V250H119V252H120V254L123 256V255H125V252H127L126 251V249H125V247H121V244H120V241H121V236H122V232H125V231H123V229H125L126 228V224H127V222L125 223V221H127V217H126V214L124 213V217L123 218H121V220L120 221H116V222H113V223H115L116 225H118V226H116L117 227V229L116 230H114V224H112V221H113V217H112V215L115 213V211H117V208L119 207L118 205H116V202H115V199L113 200V197H112V194L114 193V189L116 190L117 189V187H118V183H115V184H113L112 183V180L111 179H109ZM112 184H113V186H112ZM1 186V185H0ZM26 186H27V183H26ZM112 186V187H111ZM3 187V186H2ZM6 187V186H5ZM10 187V186H9ZM29 187V186H28ZM79 187V186H78ZM78 187H75V188H73V189H71V192H70V194H73V195H78V196H80L82 193H81V191H79L78 189ZM4 188V187H3ZM14 188H16V187H13V189ZM50 188V187H49ZM1 189V188H0ZM25 189V188H24ZM35 189V188H34ZM47 189V188H46ZM7 190V189H6ZM28 190V189H27ZM5 191V190H4ZM22 191V190H21ZM33 191V190H32ZM53 191V190H52ZM52 191H50V192H52ZM12 192V191H11ZM47 192V191H46ZM43 194V193H42ZM3 196V195H2ZM76 196H74V197H76ZM77 196V197H78ZM38 197V196H37ZM40 197H42V196H40ZM81 197H83L82 195H81ZM73 198V197H72ZM122 200L124 199V197L123 198H121ZM41 200H43V199H41ZM121 200V201H122ZM12 201V200H11ZM116 201L118 202V199H116ZM103 203H106V205H104ZM125 203H126V201H125ZM29 205V204H28ZM127 205V204H126ZM9 207H11V205L9 206ZM116 207V208H115ZM3 208V207H2ZM5 208V207H4ZM23 208V207H22ZM10 209V208H9ZM26 209H27V207H26ZM119 209V208H118ZM45 210V209H44ZM120 210V209H119ZM124 212V211H123ZM26 214H27V212H26ZM147 214H151V209L150 208H147V213H143L142 215H141V218L144 220V218H146V216H147ZM37 215V214H36ZM119 216H120V214H118ZM28 216V215H27ZM33 216H35V215H33ZM100 216H101V218H100ZM123 216V215H122ZM141 218H139V221L141 222ZM102 219V222L101 223H99V221ZM72 223V222H71ZM100 225H102L101 227H100ZM162 226V225H161ZM161 226H159L158 228L160 229L161 228V230L163 229V227H161ZM165 226H167V225H165ZM164 226V228H166ZM101 229H105L106 230V232L109 234V235H111L110 237H108L107 238V241L105 240H101V237L99 238L100 240L95 244V238H97V237H94V240H93V238H92V236H94V235H91V233H93V232H95L96 234L97 233H99V231H101ZM57 230V229H56ZM56 232V231H55ZM157 232H158V230L156 231V235H157ZM163 233H165L164 231H162ZM13 233V232H12ZM163 233H160L161 235L163 234ZM126 234V233H125ZM160 234H158V236L160 235ZM248 234V233H247ZM44 235V234H43ZM155 235V236H156ZM45 236V235H44ZM47 236V235H46ZM45 236V237H46ZM95 236H97V235H95ZM207 236V235H206ZM240 236V235H239ZM40 237V236H39ZM42 237V236H41ZM40 237V238H41ZM43 238V237H42ZM29 239V238H28ZM45 239V238H44ZM43 239V240H44ZM75 240H76V238H74ZM98 239V238H97ZM255 239V238H254ZM21 240V239H20ZM54 240V250H52V252H53V254H49L48 253V255H50V256H54V261H55V263L56 264H64L63 263V261H62V259H61V250H60V245L57 243V241H56V238H54L53 239ZM52 240V241H53ZM79 240V239H78ZM112 240V243H110V241ZM80 241V240H79ZM263 241V240H262ZM81 242V241H80ZM232 242V241H231ZM94 245H93V244ZM40 244V243H39ZM41 244H43V243H41ZM80 244V243H79ZM28 245V244H27ZM81 245V244H80ZM82 245H83V243H82ZM19 246V245H18ZM30 246V245H29ZM41 246V245H40ZM76 246H78V245H76ZM120 246V247H119ZM82 247V246H81ZM4 248V247H3ZM244 248V247H243ZM2 249V248H1ZM22 249V248H21ZM21 249L19 250L18 249V251H19V253L21 254V253H23L24 251L22 250L21 251ZM24 249H26V250H28L27 248H26V246L24 247ZM30 249V248H29ZM34 249V248H33ZM83 249V248H82ZM31 250V249H30ZM84 250V249H83ZM84 250V251H85ZM130 250V249H129ZM17 251V250H16ZM17 251V252H18ZM21 251V252H20ZM34 253H35V251H33ZM218 252V251H217ZM220 252H222V251H220ZM6 253V252H5ZM19 253H18V255H19ZM51 253V252H50ZM15 254V253H14ZM25 254H28L29 255V253H26V252H24V254H21V256L20 257H24V255ZM85 254V253H84ZM216 254V253H215ZM7 255V254H6ZM18 255H16V256H18ZM37 255V254H36ZM35 255V260L33 259V257H34V254H33V257L31 258L32 260H31V262H30V258L28 259V256H26L27 258L26 259H28V261L30 262L29 264H46L47 262L46 261H40L39 259H36V256ZM218 255H219V252H218ZM217 255V256H218ZM221 255H222V253H221ZM1 256H2V254H1ZM13 256H15V255H13ZM15 256V257H16ZM19 256L17 257V258H19ZM175 256V255H174ZM220 256V255H219ZM218 256V257H219ZM238 256V255H237ZM241 256V255H240ZM4 257V256H3ZM10 257V256H9ZM8 257V258H9ZM31 257V256H30ZM39 257V256H38ZM177 257V256H176ZM175 257V258H176ZM221 258H222V256H220ZM5 258V257H4ZM4 258H1V259H4ZM178 258H179V256L177 257V259H173L174 261L175 260H177V261H175V262H173V260L171 259V258H169V259H171L172 261H168V262H172L171 264H189V263H187V262H185V261H183V260H178ZM209 258V257H208ZM218 259V260H216L215 261V264H223V258L222 259ZM21 259V258H20ZM19 259V261H20V263L21 264H28L27 262H25L26 261V259L25 258H22V259H25V260H23V261H21ZM180 259V258H179ZM237 259V258H236ZM45 260V259H44ZM48 260V259H47ZM123 260V259H122ZM121 260V258L119 257L118 258V262H117V264H124V262ZM10 261H13V260H10ZM14 261H18V259L17 260H14ZM13 261V262H14ZM218 261V263H216ZM237 261H238V259H237ZM1 262V261H0ZM7 262V261H6ZM6 262L4 263V264H6ZM161 262V261H160ZM160 262H157V263H159V264H163L164 262H162V263H160ZM167 262V261H166ZM168 262H167V264H168ZM2 262H1V264H3ZM20 263H18V264H20ZM169 263V264H170ZM214 263V262H213ZM240 262H238L237 264H239ZM243 263V262H242ZM10 264V263H9ZM16 264V263H15ZM155 264V263H154ZM225 264V263H224ZM232 264V263H231Z\"/></svg>", "mask_w": 264, "mask_h": 264}]
</instances>
